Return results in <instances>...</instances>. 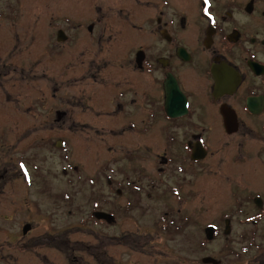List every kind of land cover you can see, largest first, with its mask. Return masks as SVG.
I'll list each match as a JSON object with an SVG mask.
<instances>
[{"label":"flooded vegetation","instance_id":"obj_1","mask_svg":"<svg viewBox=\"0 0 264 264\" xmlns=\"http://www.w3.org/2000/svg\"><path fill=\"white\" fill-rule=\"evenodd\" d=\"M57 103L61 108L56 110ZM77 108L101 121L89 126L96 135L105 130L130 135L138 126L141 136L130 135L131 149L160 147L161 154L149 152L148 159L159 164L158 176L150 169L155 165L128 164L133 173L128 192L131 202L142 192L149 203L163 205V219L149 230L165 242L166 233L177 230V218H183L168 213L177 202L175 194L181 203L196 201L203 177L243 180L247 171L241 164L256 161L264 168V0H0V148L12 152L14 131L21 128L32 135L43 130L45 144L51 140L49 128L71 132L78 124L71 121ZM24 117L30 119L27 127ZM32 140L21 153L37 147L39 139ZM33 156L17 159L27 172ZM2 161L0 189L8 173L11 180L32 177V170L22 174ZM249 195L233 197V206L204 228L207 242L228 239L231 216L237 213L248 215L240 219L245 224L264 222V189ZM207 208L193 212L204 214ZM25 226L30 231L12 248L37 258L39 239L31 221ZM251 235L252 243L254 237L264 241L262 233ZM129 239L152 258L151 264L182 263L180 257L166 260L161 251H147L150 243ZM63 244L68 247L69 240ZM131 249L137 251L134 245ZM260 255L242 262L235 253L240 264H264ZM114 261L99 255L96 263Z\"/></svg>","mask_w":264,"mask_h":264},{"label":"rangeland","instance_id":"obj_2","mask_svg":"<svg viewBox=\"0 0 264 264\" xmlns=\"http://www.w3.org/2000/svg\"><path fill=\"white\" fill-rule=\"evenodd\" d=\"M60 108L57 103L56 110ZM72 120L81 125H86L85 122L89 124L88 127L77 124V127H72L71 132H66V128L58 129L57 126L55 130L49 128L47 136L51 143L47 144L43 141V138L46 139L43 130H34L32 135L21 128L14 131L17 146L12 152L9 148L4 152L6 147L0 148V174L2 159L6 161V165L20 168L22 174H27V170L24 166L21 168L22 164L17 159L26 161L28 154L34 155L26 163L29 172L33 171L32 177L23 174V180H11L8 173L6 180H2L6 186L0 189V264H85L84 262L91 261L92 264H101L96 263L99 255L112 256L118 260L112 264L153 263L152 258L148 254H141L129 238L150 243L151 248L147 246V251L155 250L157 254L161 251V255L167 256L166 260H177L180 257L181 264H203L204 259L216 264H240L241 260L235 257V253L243 256L242 262H246V258L249 261L254 256L264 255V241L254 236L256 241H251V233L264 234V222H240V219L248 216L244 213L231 216L232 231H229L226 240L225 236H221L214 242H207L204 229L220 212L233 206V197L242 200L249 194L264 189V168L258 166L256 161L239 166L247 171L243 180L240 177L230 179V176L215 180L201 178L196 189L200 190V198H196V201L195 198H187L181 203L183 199L178 193L175 194L177 202L168 207V213L175 218L183 215V218H177V230L166 233L164 242L160 235L158 238L157 235L150 234L152 232L149 230L153 222L163 219V205L155 201L149 203L142 192L138 201L133 199L134 204L128 192L129 179L133 178L128 164L140 169L143 165H155L154 158L148 160L149 152L154 156L161 154L160 147L155 144L150 151L148 146L136 145L145 152L131 149L130 138L134 135L141 136L138 134L141 133L138 126H134L135 132L131 133V137V134L122 133V130H116L117 134L105 130L103 134L96 135L94 130H89V126L102 125L101 121L84 117L80 108L76 109ZM23 123L27 127L30 119L24 117ZM5 131L9 134L11 129ZM32 138L35 143L39 139L37 147L33 146L30 150L26 149V153H21ZM60 142L64 143L61 147L58 145ZM256 146L258 149L261 145ZM263 159L261 160L264 161ZM158 167V163L154 168L150 167L156 176L159 175ZM138 176L136 173L134 179L137 180ZM174 176L177 180L183 179L180 173H175ZM234 183L240 185L236 187ZM163 191L167 197L171 195L168 193L171 189ZM204 195L210 196L207 202H202ZM198 206L208 207L207 211L201 214V210H198L194 214L193 209ZM209 206L213 209L210 210ZM232 210L233 208L229 209ZM99 212L107 214V220H95L94 216ZM30 221L33 236H37L38 246H41L37 258L30 256V253L19 255L12 248L17 245L19 236H22L23 226ZM196 221L198 222L195 223ZM224 230L223 227L222 231ZM132 233L134 237L130 236ZM244 233H249V236L243 238ZM65 239L69 240L68 247L63 244ZM133 245L137 251L132 252ZM172 263L174 262H167Z\"/></svg>","mask_w":264,"mask_h":264},{"label":"water","instance_id":"obj_3","mask_svg":"<svg viewBox=\"0 0 264 264\" xmlns=\"http://www.w3.org/2000/svg\"><path fill=\"white\" fill-rule=\"evenodd\" d=\"M96 217L98 218V219H106L107 220V218H108V216L106 215V214H101V213H98V214H96ZM30 230V226H26V227H24V229H23V233H24V235H26L27 233H28V231Z\"/></svg>","mask_w":264,"mask_h":264},{"label":"snow or ice","instance_id":"obj_4","mask_svg":"<svg viewBox=\"0 0 264 264\" xmlns=\"http://www.w3.org/2000/svg\"><path fill=\"white\" fill-rule=\"evenodd\" d=\"M21 168H23V165H21Z\"/></svg>","mask_w":264,"mask_h":264}]
</instances>
